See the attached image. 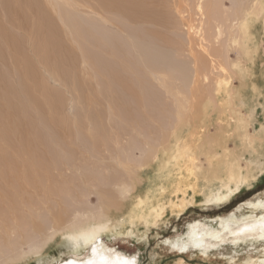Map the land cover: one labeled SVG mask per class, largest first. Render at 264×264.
Returning a JSON list of instances; mask_svg holds the SVG:
<instances>
[{
	"label": "bare ground",
	"instance_id": "bare-ground-1",
	"mask_svg": "<svg viewBox=\"0 0 264 264\" xmlns=\"http://www.w3.org/2000/svg\"><path fill=\"white\" fill-rule=\"evenodd\" d=\"M0 1L9 19L13 17L15 20V14L17 19L23 18L24 15L27 17V8L36 11L38 19L37 23L33 24L36 31L33 34H39L36 36L37 40L32 43L34 56L37 57L36 62L24 52L19 38L10 34L11 32L0 20V34L4 38L3 42L6 40V43H0V59L10 52L13 61L15 60V68L17 67L19 75L20 73L22 75L19 84L13 85L8 79L10 77L7 71L5 73L4 70H0V142H6L8 145L7 149H4L0 144V264L19 261L17 259L26 253L18 252L22 244H31L33 241L36 243L31 244L30 253L36 254L38 259H47L46 255L42 254V249L54 235L58 236L56 233L59 235L61 233L62 239L71 250L69 256L61 258L56 264H136L137 256L134 253L124 252L104 241V235L112 233L114 228H118V223H122L111 210H116L118 216L119 211L127 207L126 201L129 199L127 196L131 191L137 194L138 199L127 216L122 219L134 226L138 221L148 224L158 220L165 208L164 198L167 195L164 197V194L168 190L176 194L179 199L181 197L178 193L182 194L183 197L178 204L184 210L187 209L188 204L196 203L198 194L204 195V205H220L264 176V122L260 131L256 133L258 135L250 132L249 126L254 125L259 106L250 105L246 92L242 90L243 85L249 81L251 75L253 76L255 62L259 56L261 45L255 31V20L260 19V15L264 16L263 0H254V4L247 7L238 3L236 12L231 11L232 17L228 13L231 18L227 17L224 23L230 37L225 53L226 59L237 69L239 77H243L244 83L241 89L229 85L230 78L223 82L224 77L221 79L217 77L219 73H225L228 67L221 64V61L218 62V56H213L207 47L205 51L207 57H210L208 58L210 66L204 67L202 59L200 60L193 51L195 38L190 37L191 28L187 30L188 48L185 49L192 58L189 64L185 61V64L176 61L178 58L175 59V56L178 52L175 55L172 48L161 42L162 38L166 39L161 32L156 33L154 30L148 32L139 28L146 23L165 26L167 20V17L165 18L158 11L147 8L148 0H96L101 9L98 12L99 21L94 19L96 22H90L92 23L90 28L86 25L83 28L76 27L73 24L74 14L68 11L67 14H59L65 27L72 26L69 32L83 36L81 38L86 43L97 48L95 51L86 46L82 49L84 54L82 56L84 63L92 66L96 75L100 77L102 88L98 92L109 104L108 112L105 111L107 109L96 112L92 107L93 110L87 112L88 123L78 119L74 126L70 122L68 126L64 125V122L59 120L57 114L60 104L51 106L52 115L48 117L44 111H41L43 101L35 94L40 84H42V94L46 97L54 93V89L49 87L47 81L44 83V79L41 80L43 76H40L37 63H41L44 70L53 75L50 76L54 80L59 78V82L76 84L78 89L82 88L79 83L86 81L85 78H83L85 80L79 78V81L83 82L78 81L79 76L72 68L75 59L71 61L67 59V56L71 55L64 53L62 38L60 39L55 30L53 17L47 15L43 9L44 5L39 0ZM66 1L68 4L71 2V0ZM210 1L198 0L196 6L202 15L201 18L206 15L205 4ZM44 2L51 4L59 13L56 0ZM26 17L23 21L27 19ZM106 22H111L110 25L116 26V29L113 28V32H108V27L104 24ZM94 23L101 24V30L98 26L94 28ZM222 24L215 26L216 34L213 37L216 40L223 36ZM121 31L126 33L124 34L126 38L117 39L116 32L121 34ZM185 45L186 43L181 40L179 46ZM41 46L44 47L41 49ZM229 47L237 54L236 60L232 62ZM176 48L179 49L178 46ZM244 59L247 64L243 63ZM184 69L185 75H182L181 71ZM166 70L174 75V80L162 78L161 73H165ZM175 80H179L181 85H176ZM156 81H160L165 87L171 100V109L164 103L165 105L162 104L159 110L157 102L160 100H156L154 104L156 95L150 88V82ZM210 82H213V85H210ZM85 85L84 89L92 88V84L88 83V86L85 83ZM205 86L209 89L206 90ZM253 88L256 90L254 82ZM82 89L80 90L83 91ZM85 92L86 90L84 94ZM80 95L77 93L73 95V104H76V99H82ZM54 97L56 99V96ZM206 99L204 108H209L211 104L213 106L211 109L220 112L221 115L228 110L233 113L232 118L226 123H223L222 119L219 121L215 135H212L208 129H206L207 133L202 134L205 127L203 121L207 113L201 111L199 104H203V100ZM154 105L158 106V112H155L154 108L151 109ZM244 107L248 109L246 113H243ZM149 108L151 111L147 110ZM32 109H36L37 114ZM110 116L120 118L124 122L123 128H130V132L124 133L122 128L121 132L114 131V125L108 129L106 123L110 125ZM147 120L150 123H147ZM184 120L186 124H193L189 132L186 130L188 132L186 134L182 132L184 126L180 125ZM57 122L65 129L59 131L48 129L52 123L57 124ZM230 130L238 133L241 147L248 149L251 154L245 165H243L244 153L238 152L236 148L231 149L228 144V134L225 133ZM126 134L131 138L127 146H123ZM15 138H18L19 142L16 143ZM110 144H114L115 147H110ZM130 151L132 152L129 153ZM23 154L27 157L19 160L18 158ZM201 155L205 156L206 167L202 165ZM148 167L155 169L159 179L158 186L156 192H153V183H151L150 188L146 189L145 193H141L139 192L141 175ZM91 195L98 199L97 206L81 205L73 208L71 213L68 212L73 202H81L83 197ZM67 205H70L69 208ZM244 205H249L254 215L249 214L240 219L234 218L235 213L231 215L234 216L233 219L220 218L219 226L213 229L201 221L192 222L189 224L188 241L181 245L185 248L204 245L209 247L226 239L264 241V199L248 201L240 207L243 208ZM57 208H61L63 214H69L66 221L61 219L59 211L62 210L55 211ZM54 213L55 215L58 213L59 216L56 217ZM44 215L52 216V220L45 223ZM48 229H53V233L48 231L47 238H44ZM178 243L172 241L173 246H179ZM24 255L26 257L29 254Z\"/></svg>",
	"mask_w": 264,
	"mask_h": 264
},
{
	"label": "rangeland",
	"instance_id": "rangeland-1",
	"mask_svg": "<svg viewBox=\"0 0 264 264\" xmlns=\"http://www.w3.org/2000/svg\"><path fill=\"white\" fill-rule=\"evenodd\" d=\"M39 1L42 3V5H44L43 9H44V11L47 12V15L51 18L53 17L52 20L54 21V24L56 26L55 30L58 33L60 39L62 38L61 39L62 47H64V49H65L64 53H66L65 55H68V54L71 55V56H67V59H69L70 61H71V59L72 60L75 59L73 61L74 67H72V63L70 61L68 63L71 64V67L73 69H75L76 75L79 76L78 81H79V78L80 79L85 78L87 81V82L86 81L83 82L82 80H80L83 83H79V84L82 86V88L85 85V83H87V85H88V83H89V85L92 84V88L89 87L90 88V90H89V88H87V89L86 88L85 89L79 88L78 89L76 84H73V83L68 84V83H65L63 81L59 82L60 81L59 78H58L59 81H58V79L54 80V78H52L53 75L46 72L41 63H37L38 64L37 66H38L39 71H40V76H43V77H41V80L44 79V83L47 81V84H49V87H52V89H54V93H52L46 97L45 94H42V89H41L42 84H40L38 86V88H36V92H35L36 96L40 100L43 101L42 102L43 108L41 111H44L49 117V115L52 112L51 106L53 104H56V105L60 104L58 107L59 112H58L57 116L59 117V120H61L62 123L64 122L63 123L64 125L68 126V123L70 122L71 125L74 126V125H76V122L78 121V119H82V120H84V122L88 123V121H89L88 120V113H87L88 110L90 111V110H93V108H94V110L96 109L95 110L96 112H99V111L101 112L103 109L104 110L107 109L105 111L108 112V108H109V104H107V102L104 100L103 96L100 95L98 92L102 88L100 85V77H98L96 75L94 68H92V66L84 63L83 56H82V55H84L82 52L83 51L82 49L86 48V46L88 48L94 49L95 51H97V48L92 46V44H90V43H86L85 40H83V38H81L83 36L78 35L76 33H73L72 31L69 32L71 30L70 27L72 28V26L70 25V26L65 27V24H63L60 20L59 14L62 15V13L64 14L68 11V13L74 14L73 15V18H74L73 24L76 27H79V28L82 27L83 28L86 25V27L90 28L92 26V25H90V24H92L90 22H93L95 20L97 22L99 21L98 12L101 10L100 6L96 0H71V2L72 1L73 2L72 3L70 2V4H68L66 0H56V2H58L57 3L58 6H56L59 9V13H58L55 11L54 7L51 6V4H47V2H44L46 0H39ZM74 1L76 4L74 3ZM208 1H210V0H208ZM63 2L65 4V6H64ZM197 2H198V0H162V1L157 0L154 2H152L151 0H148L149 4H148L147 8L148 9L153 8L154 10L158 11L160 14L164 15L165 18L167 17V20L165 21V24H164L165 26L158 24V23H146L144 25L143 24L140 25L139 28L144 29L145 31L147 30L148 32H150L152 30L156 31V33L161 32L166 37V39L162 38L161 42L163 41L162 42L163 44H166L167 46L172 48L175 52V55L178 52L177 56H175V59H176V57L178 58V59H176V61L177 62L180 61L179 63H181V61L182 62L185 61V62H188V64L191 62L190 60L192 58H190L188 50L186 51L185 49L188 48L186 39L188 38L187 36H189V35H187V30H189L188 28H191L192 30H191L190 37H192L193 39L195 38L194 43H193V48H194L193 51H194V53L197 54V56L200 58V60L202 59L201 61L203 62L204 67L207 68L208 66H210V63L208 60V58H210V57H207V52L205 51V47H207L208 51L211 52L213 56H215V57L218 56V59H217L218 62L221 61L220 62L221 64L228 67V70H227L228 72L226 71L225 73H219V76H217V77L220 79L222 77H224L222 79L223 82L227 78H230L229 85L232 84L233 86H235V88L241 89V86L244 83V79L241 76L239 77V75L237 73V69L234 66H231L230 65L231 63L227 62V59H226L227 55H225V53H226L227 48H228L227 45L230 43V41L228 40V38H230V37L228 36L229 32L226 29L227 26L224 23L227 20V17L231 18L233 16V14L231 15L232 12L233 13H234V11L236 12V10L238 9V6H239L238 3H240L244 6L246 5V7H247L252 3L254 4V0H217V1L211 0L210 2L205 4L206 15H208V17L205 15L202 18H201L202 15L197 10V6H196ZM263 2H264V0H263ZM212 4L214 6H212ZM215 6H216V9H215ZM65 9H66V11H65ZM210 10H211V12H210ZM26 12H27V17L25 15H24V17H26L27 19H25V21H23L24 17L23 18L21 17V19L19 18L21 21L19 19H17L16 14L14 15L15 20H13V17H12V19L10 18L12 20L11 21L9 19V17H7L8 14L4 10L3 5L0 1V20L6 26V28L11 32L10 34L15 36L16 38H19L18 40L20 42V45L24 49V52L27 55H29V57H33V59L37 62V57L34 56V52L32 50V43L37 40L36 36L39 35V34H33L34 32H36V31H34L35 26H33V24L35 25L37 23L36 20L38 19V13L36 11L33 12V9H31V8L30 9L27 8ZM227 14L231 17H229ZM111 15L113 16V14H111ZM225 15H226V17H225ZM260 16H261V17H259L260 19L255 20V22H256L255 31H257L258 38L260 39V45H261L259 47V56L255 62L256 65L254 67L253 76L251 75L252 78L250 77V79H248L249 81H247L245 83V85H243L244 88H242V90L244 89L243 91L246 92L245 94H247V97L250 101L249 102L250 105L259 106L258 110H257V114H256V121H255L254 125L251 124L249 126L250 132H252V134L254 133L255 135H258L256 133H258V131H260V127H261L262 123L264 122V114H263V111H264V77H263L264 76V66H263L264 65V27H263L264 19L263 18H264V16H262V15H260ZM213 17L215 18V20ZM75 18L78 21L75 20ZM90 20H92V21H90ZM88 22H89V25H88ZM118 23L121 24L120 22H118ZM104 24L108 27V32H110V31L113 32L112 31L113 28L116 29V26L114 27V25H110V24H112L111 22H109V23L106 22ZM219 24H222L221 27L223 30V36L224 37L220 36L216 40V39H214L215 37H213V36H215V34H216L215 29L217 27H215V26L219 25ZM82 25H84V26H82ZM100 25L101 24L94 23L93 27L96 28L95 26H98L99 29L101 30ZM210 25H211V27H210ZM212 26H213V28H212ZM206 27H208V28H206ZM208 29H210V30H208ZM224 29L226 31H224ZM31 31H32V33H31ZM199 31L201 32V34ZM64 33L67 35H65ZM193 33H194V35H193ZM205 33H206V35H205ZM124 34H126V33H124L123 31H121V34H118L116 32V38L119 39V37H123V39H124V38H126V36ZM59 37L57 36V38H59ZM66 38H68V39H66ZM69 39H70V41H69ZM170 39H172V41H170ZM3 40H4V38L0 34V43H4V42L6 43V40L4 42H3ZM181 40L186 43L185 46H179ZM168 41H169V43H168ZM216 41L218 43H216ZM196 43L200 44V45H197ZM201 44H202V46H201ZM65 46H66V48H65ZM176 46H178V48H179L178 50H177ZM42 47H44V46H41L40 48L42 49ZM67 47H69L68 50H67ZM230 49H231V47H229V53L231 55L230 60L232 62L233 60H236L237 54L235 52L231 51ZM66 50L68 53L66 52ZM260 53H261V55H260ZM69 57H71V58H69ZM3 58H5V59H3ZM3 58L0 59V70H2V71L4 70V72L7 71V75L9 74V77H10V78H8L9 81L13 82L12 83L13 85H18L21 78H22V75H21V73L19 75V73H18L19 70L17 69V67L15 68L16 64L14 63L15 60L13 61L12 54L9 52ZM185 62L183 64H185ZM243 63L247 64V61L244 59ZM66 65H67L66 67H68V64H66ZM68 69H69V67H68ZM15 71H17V72L15 73ZM184 71H185V69L181 71L182 75H185ZM166 72H167V74H166ZM189 72L191 73L190 69H189ZM202 73H203V71H202ZM163 74H164V76H163ZM161 76H162V78H164L166 80H169V79H171V81L174 80V75L171 74V72L169 70H166L165 73H161ZM229 76H231V77H229ZM85 79H83V80H85ZM251 79H252V81H251ZM91 81H92V83H91ZM153 81H155V80H153ZM178 81L179 80H175V84L181 85V83L179 84L180 81L179 82ZM75 82H76V80H75ZM253 82L256 83V90L253 88ZM158 83H160V81L150 82V88L153 90L154 94L156 95V97L154 96L155 97L154 98V102H155L154 104H156V100L157 101L160 100L157 102V105H159V110H160L162 104L165 105L164 103H166L168 106H170V109H171V105H170L171 100L169 99L170 97H169L168 93L166 92L165 87L161 83L160 84H158ZM211 84L213 85V82H210V85ZM249 84H250V86H249ZM35 85H37V83ZM247 86H248V88H247ZM33 87H35V86H33ZM74 87H75V89H74ZM85 87H87V86L85 85ZM97 87H99L100 89H98ZM80 89H82L83 91H81ZM205 89L208 90L209 87L205 86ZM79 90L81 92H79ZM84 90H86L85 94H84ZM87 90H88V93H87ZM95 92H98V93L95 94ZM76 93L81 94L79 97H82V99H76L75 98L76 104H73L72 98H73V95H75ZM86 94H87V97H86ZM46 95H48V94H46ZM53 95L56 96V99ZM157 95H160V96H157ZM91 96H93V97L91 98ZM254 96H255V98H254ZM164 99H165V102H164ZM48 101H50V102H48ZM59 102H61V103H59ZM206 102H207V99L203 100V102H202L203 104H201V103L199 104V106H201V111L207 113V116L204 117V121H203L204 124L201 122L203 124V127L205 125V127L203 128L202 134L204 132H206V129H208L212 135H215L216 131L218 129L219 123H220L219 121L223 120V123H226V121H229L230 118H232L233 113L228 110L226 113L221 115L220 112H215L214 110L211 109L213 107L211 104H210L209 108H204L205 107L204 103H206ZM255 102L257 104H255ZM157 105H154L153 107H151V109L154 108L155 112L159 111L157 109L158 108ZM100 107H101V109H100ZM147 110L151 111L150 108ZM247 110L248 109L246 107H244L243 113H246ZM32 111L34 113L37 112L36 109L35 110L32 109ZM209 111H210V113H209ZM76 114H77V116H76ZM105 114H107V113H105ZM227 116H230V117L227 118ZM225 117H226V119H225ZM75 118H76V121H75ZM109 118L111 121V122L109 121L110 125H108L106 123V126L108 129H110V126L114 125L115 126L114 131L121 132L120 129L122 128L123 129L122 131L124 133L130 132V130H131L130 128L126 127L127 130L125 128H123L124 125H122V124L124 122H122L120 118H118L117 116H110ZM209 119L211 121H209ZM116 120L117 121L119 120V121L117 122ZM185 121L186 120H184L182 123H180V125L184 126L182 128V130L184 129L182 131V132H184L183 134L188 133L192 129L191 126L193 125V124L190 125L188 123L186 124ZM58 122H57V124L52 123L48 127V129L50 128V130H54V131L64 130L65 127H63V125H61ZM147 123H150L149 120H147ZM198 124H199V122H198ZM207 125H208V127H207ZM117 127L119 130L117 129ZM186 130L187 131L189 130V131L187 132ZM65 132H67V131H65ZM229 132H226L225 134H228V139H229L228 144H229L230 148L231 149L236 148V150L240 153L243 152L245 155V159L248 156L246 160L245 159L243 160V165L247 164V161L249 160V158H251V154L249 153L248 149L241 147V141L237 135L238 133L235 131H232V130H230ZM229 134H231V136ZM234 135H236V136H234ZM127 138H128V135L126 136L125 139H123V143H124L123 146H127L128 142H129L128 140L131 137H129L128 139ZM15 142L16 143L19 142L18 138H15ZM237 143H239V144L236 145ZM0 144L4 149H7L8 145L6 142L1 141ZM113 145L114 144H112V145L110 144V147H115ZM236 146L237 147L240 146V147L237 148ZM263 150H264V148H263ZM131 152L132 151H130L129 153H131ZM138 154H140V153L138 152ZM26 157L27 156H24V154H23L18 159L24 160ZM200 159L202 160V163H203L202 165H204V167H206L207 163L205 160V156L203 157V155H201ZM107 162H109V161H107ZM162 170H165V168H162ZM148 171H150V172H148ZM105 172L108 173L109 171H105ZM141 178H142V181H140V184H139L141 186L139 192L145 193L146 189L150 188L151 183H153L152 191L156 192L159 179H158L157 175L155 174V169H153L152 167H148L147 170L142 172ZM108 187L109 186H106V188H108ZM110 189H111V187H110ZM172 193L173 192H171L170 190L165 192L164 197L166 195L167 196L164 198L165 199L164 203L166 205H165V208H164L163 213H162L163 216L161 215L156 222L152 221L148 224L147 223L145 224V222H143V221H138L137 225L133 226L129 222H127V220L124 221L122 219L123 217L127 216L129 210L131 209V207H133V205H135V203L138 199L137 194H135L133 191H131L129 193V196H127L129 198L126 201L127 207H123L121 209V211H119L120 213L118 212L119 213L118 216H117L116 210H111L116 215L117 220L122 221L123 224L118 223V225H117L118 228H114L115 230L112 233L109 232L108 235L105 234L104 235V241L111 246H115V247L119 248L120 250H123L124 252L134 253L137 256L136 257L137 258L136 264H264V241L257 240V239H243L242 241L241 240L233 241L232 239H226V240H224L218 244L211 245L209 247L204 245L203 247H201V246L200 247L187 246V248H185V246L181 245L183 242L188 241L189 224H191L192 222L201 221L206 226L213 229V227L216 228L217 226H219L220 218H223V219H227V218L230 219L231 218V219H233L234 216H231V215H233L235 213H236V215L234 218H240V219L249 215V214L254 215V213L251 212L249 205H244L243 208H241L240 206L243 205L245 202H248V201H258V200L264 199V176L262 178H259V180L256 181L255 183H253V185L244 187L242 189V191L238 192L230 200H228L227 202L220 204V205L206 206L203 204L204 195L198 194V196L196 198V203H194L193 205L188 204L186 206L187 209L184 210L179 205L180 199L183 197L182 194L178 193V195L181 197L179 199L176 194H174V193L172 194ZM92 196L93 195H91L89 197L88 196L83 197L81 202H73L74 204H73V206H71V208H69V206L71 204L67 205L69 208L68 212L71 213L73 211V208L80 207L81 205H83V207H87V206H91V205L97 206L99 204L98 203L99 201L95 196L94 197H92ZM170 197H171V200H170ZM188 197H190V194L188 195ZM167 203H170V204H167ZM175 206H177V207H175ZM171 208H173V209H171ZM70 209H72V210L70 211ZM58 210H62V209L57 208L55 211L57 212ZM59 212H61V214H60L62 216L61 219H63V221H66V219L68 218L67 216H69V214H63V210L59 211ZM259 213H261V212H259ZM257 214H258V212H257ZM54 215H55V213H54ZM45 216L46 215H44V217ZM55 216L58 217L59 216L58 213H56ZM50 219L52 220V216L50 217L49 215H47V217L43 218V221L45 223H48V222H50ZM48 231H51V234L53 233V229L52 230L48 229L46 231V234L44 235V238L45 237L47 238ZM56 234H58V236L54 235L55 238L53 237L50 240L51 242L48 241L49 243L46 242V245L44 244L45 246L42 249V254L46 255L47 259H44V260L38 259V256L36 254L30 253L31 244L36 243L35 241H33V242H31V244L23 243L22 246L20 247V249L18 250V252H26L24 254L28 253L29 255L28 256L26 255L27 258L24 257L25 255L23 254L22 257H19L17 259L19 261L6 262V264L7 263L8 264L9 263L10 264L11 263H13V264H15V263L16 264H56L61 258H63V257L65 258L71 254V250H69L66 241L64 239H62L61 233H60V235H59V233H56ZM205 238L207 240H209V238L207 236H205ZM172 241H178L179 246H176V245L173 246ZM178 247H180V248L178 249ZM82 252H83V250H82ZM24 258H26V260Z\"/></svg>",
	"mask_w": 264,
	"mask_h": 264
}]
</instances>
